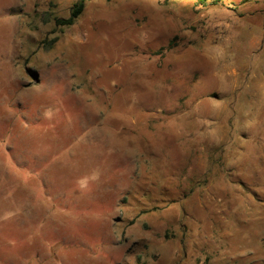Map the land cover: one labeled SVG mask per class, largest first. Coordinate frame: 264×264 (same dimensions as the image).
<instances>
[{
  "label": "rangeland",
  "instance_id": "374dc122",
  "mask_svg": "<svg viewBox=\"0 0 264 264\" xmlns=\"http://www.w3.org/2000/svg\"><path fill=\"white\" fill-rule=\"evenodd\" d=\"M0 264H264V0H0Z\"/></svg>",
  "mask_w": 264,
  "mask_h": 264
},
{
  "label": "trees",
  "instance_id": "16d2710c",
  "mask_svg": "<svg viewBox=\"0 0 264 264\" xmlns=\"http://www.w3.org/2000/svg\"><path fill=\"white\" fill-rule=\"evenodd\" d=\"M201 1V3H205V0H199ZM84 10V4L83 3H79L77 4L74 9L71 12V15L68 19L61 21L62 24H64L65 26H72L75 24L76 20L82 15Z\"/></svg>",
  "mask_w": 264,
  "mask_h": 264
}]
</instances>
